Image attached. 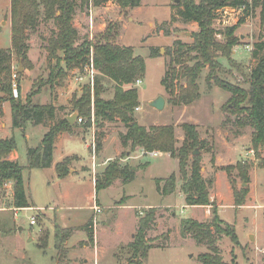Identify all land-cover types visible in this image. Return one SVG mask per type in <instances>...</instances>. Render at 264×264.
I'll return each mask as SVG.
<instances>
[{"label": "rangeland", "instance_id": "1", "mask_svg": "<svg viewBox=\"0 0 264 264\" xmlns=\"http://www.w3.org/2000/svg\"><path fill=\"white\" fill-rule=\"evenodd\" d=\"M245 1L251 4L250 8L243 6L222 9L213 27L219 33L226 27L236 26L234 36L238 38V45L233 49L231 56L233 64L219 58L224 70L216 75L221 80L247 89V78L257 64V60L251 55L252 49L255 43L264 40V20L261 8L254 7V0ZM178 3L176 0H142L139 7L125 10L120 9L113 1H108L96 9L76 7L72 22L77 30L76 44L84 40L95 43L107 25H116L118 35L115 43L133 48L134 54L141 56L145 61V73L139 79L141 83L137 85L134 82L132 85L138 89L139 98V110L134 111L136 122L145 128L172 125L177 140L176 146L183 140L181 126L184 123L195 125L203 142L199 156L206 180L211 178L212 174L215 175L219 168L235 166L238 162L250 163L248 184L239 179L235 169L231 175L235 190L248 189L244 205L240 208L233 206L232 185L223 170H219L216 189L209 192L214 197L212 207L202 210L197 207H185L184 198L178 193L161 198L156 192L154 179L167 178L174 174L180 180L178 162L169 154L161 152L156 157L140 156V150L132 152L127 159L120 158V164L138 168L140 162L147 161L149 165L146 169L140 171L133 181L124 184V190L118 188L120 185L116 183L113 188L98 191L99 201H96L97 204L93 203L90 198L91 178L95 179V176L103 171V165H100L103 137H111L104 149L109 161L118 159L121 155L114 156V144L115 139L126 132L123 123L119 120L103 121L99 125L95 123L94 152L89 147L92 130L90 126L82 127L89 123L75 128L70 134L75 138L69 143H61L63 145H58L54 152L55 162L59 161L61 149L76 154L69 156L72 158L70 172L73 176L60 179L56 176L54 164L46 169L26 168L27 149L40 144L43 135L54 121L46 120L44 124L37 126L27 123L24 130L13 128L10 106L5 102L0 104V137H13L15 140V152L9 155L8 159L17 161L23 167L22 176L30 207H13L11 181L5 182L0 188V264H135L136 261L131 258L127 247L134 238L138 218L144 215L147 207L153 206L170 208L168 211H162L161 216L157 217L155 224L147 232V243L151 245V249L141 264H200L197 256L207 251L206 245L197 244L189 236L183 238L179 233L180 221L185 218H194L199 222L208 221L213 210H217L221 220L233 226L238 241L235 244L230 238L221 237L217 245L223 261L235 264H264V165L261 162L264 160V151L260 152L259 158L251 151L252 130L247 127L239 134L236 117L225 109L231 94L213 82L206 81L207 67L202 70L197 80L199 97L190 105H175L170 93L161 84L170 62L168 48L176 39L190 44L191 34L197 31L196 23L184 22L177 16L179 7L175 6ZM40 10L37 27L27 30L28 60L22 63L11 48V0H0V49L10 53V61L6 63L9 70L5 71L3 76L9 77L11 73L15 75L16 89L19 87V91L18 97L13 95L14 98H20L24 102L28 94L32 93V103L52 105L57 120H60L72 113L73 99L80 98L85 90L90 92V89L85 85L88 82L85 68L82 66L79 70H69L62 61L60 66L65 73L64 79L60 80V84L58 81L53 85L48 83L50 69L55 60L49 59L47 45L48 39L56 32V25L52 20H44L42 9ZM162 24L168 30L167 35L160 31ZM216 38L221 40L222 37L218 34ZM151 49L157 50L156 57H150ZM57 54L62 57L61 52ZM80 76H83V81L78 82L77 78ZM183 83L184 80L179 79V84ZM102 86V97L112 98V82L103 79ZM158 97L165 101L161 111L150 106ZM85 120L88 118L85 117ZM62 134L69 133H60L57 144L61 142V136H64ZM119 141L120 138L117 143ZM98 142L100 148L96 149ZM217 157L221 158L220 166L215 165ZM123 191L127 196H131H124ZM94 193L96 196L95 191ZM94 205L101 208L100 213L96 214L92 210ZM89 206L92 207L91 210ZM208 210V218L205 219V212ZM173 212L176 216L171 215ZM31 218H35L36 225H30ZM86 220L92 221V239L88 238L82 243L78 241L73 247H68V243L64 244V256L58 257L54 247L55 228L78 226ZM19 227L22 228L21 232L18 231ZM88 228L90 227H77L71 241L84 235L78 229L88 232L91 230ZM42 243H46L45 248L41 247Z\"/></svg>", "mask_w": 264, "mask_h": 264}, {"label": "trees", "instance_id": "2", "mask_svg": "<svg viewBox=\"0 0 264 264\" xmlns=\"http://www.w3.org/2000/svg\"><path fill=\"white\" fill-rule=\"evenodd\" d=\"M108 1H113L120 9L137 8L142 0H11V48L17 54L20 62H27V30L34 29L38 25V18L42 15L44 20H52L56 25V32L48 39L49 59L55 60L50 69L48 83L53 85L56 81L64 79L65 73L60 66V61L66 69H80L88 61L90 51L93 53L94 68L97 71L93 92L94 118L99 125L103 121L112 122L119 120L123 123L126 132L119 135L121 145L126 149L118 159L109 161L104 170L95 176V191L107 189L113 182L120 180L127 184L134 179L133 167L128 164H120V158H124L136 150L146 152L167 153L178 162V172L181 181L180 192L184 196L187 206L212 207L210 200V180H206L201 174V157L193 155L195 150H201L203 142L200 139L197 127L184 123L181 127L184 133L183 140L176 146L174 127L152 126L145 128L139 125L134 117V111L139 106L138 89L132 87L134 82L144 76L145 61L141 56L134 54L131 47H122L115 43L117 32L116 25L109 24L106 30L98 35L95 43L84 40L76 44L77 30L73 26L74 12L79 8H99ZM250 8L251 4L245 0H180L175 7H179L177 16L184 22L197 24V31L191 34L192 42L184 43L174 40L167 50L170 62L161 84L171 95L175 105H190L199 97L197 80L204 68H208L206 81L213 82L217 87L231 94L225 105V109L236 117V126L240 130L250 128L251 151L259 158L264 151V40L255 43L252 49V57L257 60L256 66L251 70L247 78L248 88H242L237 84L221 80L216 74L224 70L219 58H224L233 64L231 56L233 49L238 45V38L234 36L236 26L226 27L217 33L213 25L215 19L224 8L227 7ZM254 7L261 8L262 20H264V0H254ZM118 29V27H117ZM164 35L168 34L164 24L161 29ZM220 34L221 40L216 36ZM62 53V57L58 56ZM157 50L151 49L150 57H156ZM10 61L9 51L0 49V104L9 103L11 113V125L13 128L24 130L27 123L34 126L54 121V108L52 105L32 103V93L22 102L20 98L13 97V85H17L13 79V73L9 77L3 76L9 70L6 63ZM19 76V75H18ZM107 79L113 84V96L104 99L102 80ZM179 79L184 80L179 84ZM18 82V81H17ZM58 84V85H59ZM17 87V86H16ZM19 91V87H18ZM38 91V90H37ZM91 95L85 90L80 98L73 99L72 113L77 112L79 117L90 118ZM79 125L75 122L71 125L68 118L54 121L43 135L40 144L35 148L27 149V169L50 168L53 162V150L56 137L60 133L72 134ZM82 127L88 128L89 124ZM99 142L96 149H99ZM16 144L13 137L0 138V188L7 181L13 186V207L17 209L29 208L22 176L23 167L17 161L9 160L8 156L15 152ZM209 150V148H207ZM210 151V150H209ZM72 158L65 157L56 163L54 169L58 178H64L70 173ZM213 161V158H212ZM264 165V160L261 161ZM145 163L142 167H146ZM139 168V167H138ZM250 163L219 168L230 179L233 191L235 208L244 205L248 194L247 188L235 190L231 178L232 170L237 171V176L245 184L249 183ZM163 185L160 186V183ZM177 177L171 174L167 178L155 179L157 191L166 196L176 191ZM156 208H149L143 216L138 218L134 238L128 245V250L135 264H141L146 259L151 245L147 243V232L151 230L156 220ZM86 227L88 237L93 236L92 221ZM179 233L184 237H191L197 244L206 245L207 251L197 256L200 264H235L223 261L218 241L226 236L237 244V237L233 226L221 220L217 210H213L212 217L208 221L199 222L191 218L180 221ZM71 230L55 228L54 247L58 257L64 256V244ZM46 243L41 247L45 248Z\"/></svg>", "mask_w": 264, "mask_h": 264}, {"label": "crops", "instance_id": "3", "mask_svg": "<svg viewBox=\"0 0 264 264\" xmlns=\"http://www.w3.org/2000/svg\"><path fill=\"white\" fill-rule=\"evenodd\" d=\"M72 114V113H71ZM70 114V115H71ZM70 115H67V116H64V118L65 117H69ZM64 118H62V119H64ZM59 120V119H58ZM57 120V117H56V111L54 110V121H58ZM61 120V119H60ZM125 133V132H124ZM121 134H123V133H121ZM62 135H64V136H61V142L59 143V144H57V140L58 139H60V134L56 137V139H55V142H54V150H53V162H52V165H51V167L53 166V164H54V167H55V165H56V163H58L59 161H61L62 159H64L65 157H69V156H71V155H76V154H74V153H71V152H68V151H66V150H63V149H61L60 150V153H59V161L58 162H55L54 161V152H55V150L58 148V145L59 146H62L61 145V143H69L70 141H72L75 137H72V135H70V134H62ZM1 138V137H0ZM111 137H109L108 135H105L104 137H103V150H101V154H103V156H101V159H100V161H101V163H100V165H103V169L102 170H104V168H105V164H106V162L107 161H109L110 159H108V157L106 156V154H105V151H104V149H105V147L107 146V143H108V141H109V139H110ZM119 140V138L116 140L115 139V142H116V144H114V147H115V155L114 156H117V155H121L123 152H125L126 151V149L121 145V142L119 141L118 143H117V141ZM118 146V149L116 150V147ZM62 148V147H61ZM100 148V147H99ZM160 154V153H159ZM161 154H163V153H161ZM78 156V155H77ZM79 157V156H78ZM129 157V153H127L126 154V156L124 157L125 159H127ZM80 158V157H79ZM121 159H123V158H121ZM95 160V159H94ZM93 160V161H94ZM216 160H217V163L215 164V165H217V166H220V161H221V158H219L218 159V157L216 158ZM80 161H82V158H80ZM93 161H92V163H93ZM147 161H142V162H140L138 165V167L139 168H135V167H133V170H134V179L136 178V176H137V174L140 172V171H144L145 169H146V167L149 165V162L147 163V166L146 167H142L145 163H146ZM70 168H71V164H70ZM95 169H93V171H94ZM102 172V171H101ZM219 170L218 171H216L215 172V175L214 174H212L211 175V178H209L208 180H210V186H209V192L211 191V189L213 190L214 188L216 189V186H217V177H218V175H219ZM201 174H202V176H203V166H201ZM71 176H73L72 174H71V172L69 173V175L68 176H66V177H64L63 179H66V178H68V177H71ZM204 177V176H203ZM204 178H206V177H204ZM60 179H62V178H60ZM133 179V180H134ZM157 179H161V178H157ZM178 180H177V188H176V191L174 192V193H172V194H169V195H166V196H162L158 191H157V189H156V192H157V194H158V196H160L161 198H166L167 196H171V195H175L176 193H178V195H181L183 198H184V196H183V194L180 192V185H181V181L179 180V178H177ZM132 180V181H133ZM154 181H155V179H154ZM118 184V185H120V187H118V188H122V190H124L123 189V183L122 182H120L119 180H117V181H115V182H113V184L110 186V187H108V188H113V185L114 184ZM130 183V182H129ZM128 184V183H127ZM163 185V182H161L160 183V186H162ZM227 185H228V183H227ZM91 187H92V196L90 197L92 200H93V203L95 202L96 204H97V200H98V196H97V193L98 192H96L95 191V179L94 178H91ZM96 192V196H95V193L93 194V192ZM229 191H230V189H229ZM123 194H124V196H126V197H130L131 195H128L127 196V193L125 192V191H123ZM210 194V196L212 195V193H209ZM213 199H214V197L213 196H211L210 197V200H211V202H213ZM99 201V200H98ZM185 202V201H184ZM125 206H127V205H123V207H125ZM102 208H106V206H101ZM109 206H107V208H108ZM185 207H197V208H201V210L202 209H206V208H208V206L207 207H198V206H187L186 204H185ZM38 208V207H37ZM89 209L91 208L92 209V207L91 206H89L88 207ZM149 208H156L157 209V211H156V219H157V217H160L161 216V213H162V211H168V209L170 208V207H166V206H153V207H147L146 209H149ZM90 209V210H91ZM93 210V209H92ZM94 211V210H93ZM206 211V210H205ZM204 211V212H205ZM208 213H209V210L207 211V212H205V219H207L208 218ZM171 215L172 216H176V214H175V212H173V213H171ZM191 219H194V218H191ZM194 220H196V219H194ZM197 221V220H196ZM85 222V221H84ZM86 222H87V220H86ZM83 223V224H81V225H78V226H59L60 228H62V229H66V230H71V234L67 237V239H66V241H65V244L66 243H68V247H73L78 241H81V243L83 242V241H86V240H88V232H85L84 230H79L78 229V231H80L81 233H84V235H82L81 236V238L80 239H76L75 241L73 240V241H71L72 240V236L75 234V232H77V231H75V229L78 227H85L87 224H88V222L87 223ZM157 223V222H156ZM136 227H137V222H136V225H135V229H136ZM85 235H86V237H85ZM86 238V239H85ZM66 246V245H65Z\"/></svg>", "mask_w": 264, "mask_h": 264}, {"label": "built area", "instance_id": "4", "mask_svg": "<svg viewBox=\"0 0 264 264\" xmlns=\"http://www.w3.org/2000/svg\"><path fill=\"white\" fill-rule=\"evenodd\" d=\"M221 11H219V13ZM83 67L85 68L86 76L88 78V82L85 85L88 86V88L90 89V92H91L90 118H88V120H85V118L78 116L76 122H77L78 125H83V124H85L87 122L90 124L89 126H90V128L92 130V133L90 135L91 138H90V141H89V144H90L89 147L93 150L92 152H94L95 151V145L96 144H95V132H94V128H95L94 127L95 126V118H94L93 90H94V77L97 74V71L94 68V61H93V53L92 52L89 54L88 61H87V63ZM14 78H15V75H13V79ZM77 81L78 82L79 81H83V76H80L79 78H77ZM140 83H141V80H137L136 81V84L137 85L140 84ZM12 93H13L14 97H18V89H16V85L15 84L13 85V92ZM136 110H139V108H136ZM157 155H159V152H156V151H153V152H146L144 150H141L140 151V156L156 157ZM93 160H94V157H93ZM94 166H95V163L93 161V163H92V168L93 169L95 168ZM93 210H94V212L96 214H98V213L101 212V208L98 207L97 205H94ZM29 223H30L31 226L36 225L35 218H31V220L29 221Z\"/></svg>", "mask_w": 264, "mask_h": 264}, {"label": "water", "instance_id": "5", "mask_svg": "<svg viewBox=\"0 0 264 264\" xmlns=\"http://www.w3.org/2000/svg\"><path fill=\"white\" fill-rule=\"evenodd\" d=\"M178 2H179V0H176V3H178ZM164 105H165V101H164V99H163L162 97H158V98H156L155 100H153V101L150 103V106H151L152 108L158 110V111H161V110L163 109ZM77 118H78V114H77V112H73V113L68 117V121H69V123H70L71 125H73V124L76 122ZM199 154H200V153H199L198 150H195L194 153H193V155H199ZM244 186H245V184H244ZM21 230H22V228L19 227V228H18V231L21 232Z\"/></svg>", "mask_w": 264, "mask_h": 264}]
</instances>
